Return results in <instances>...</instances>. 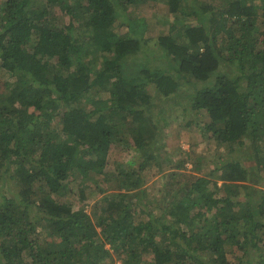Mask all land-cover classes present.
Segmentation results:
<instances>
[{
  "label": "trees",
  "instance_id": "obj_1",
  "mask_svg": "<svg viewBox=\"0 0 264 264\" xmlns=\"http://www.w3.org/2000/svg\"><path fill=\"white\" fill-rule=\"evenodd\" d=\"M50 1H0V264H264V191L256 220L222 189L264 173L262 0ZM147 4L172 16L151 23L153 45L148 22L131 20ZM181 120L196 127L180 133L192 154L195 140L223 153L193 173L186 151L171 160L179 172L144 217L155 149ZM116 149L135 153L132 167L116 162L124 192L72 201ZM248 150L257 172L228 158Z\"/></svg>",
  "mask_w": 264,
  "mask_h": 264
},
{
  "label": "rangeland",
  "instance_id": "obj_2",
  "mask_svg": "<svg viewBox=\"0 0 264 264\" xmlns=\"http://www.w3.org/2000/svg\"><path fill=\"white\" fill-rule=\"evenodd\" d=\"M1 1V0H0ZM56 0H51L50 2H55ZM1 3V2H0ZM152 5H154L153 3H151ZM159 7V6H157ZM258 9L260 10V14L261 12H263L264 9V0H262L259 4H258ZM58 7H56L57 10ZM136 10H133L131 12V20H135V19H141L144 24H146L148 22V25L150 24V26H146V28L143 29L145 36L147 37V39L150 41V45H153V43H155L156 38L158 37L157 31H154L152 29V25L151 23H159V24H163V19L168 20L169 18H171L172 16H170V14L168 13V9L167 8H157L155 10V8L153 6H151L150 4L147 5H141L136 7ZM261 8V9H260ZM63 10H60L57 12L62 13ZM63 14V13H62ZM62 14H59V22H63L66 19V22H69V19L66 17L64 18L62 16ZM264 17V16H262ZM71 22V21H70ZM150 22V23H149ZM257 26H260L261 21L257 20L256 22ZM72 24V23H71ZM264 29V26H260V29ZM166 29V25L165 28ZM119 34L127 32L126 28L119 30H116ZM261 34V33H260ZM223 34H221L219 37H222ZM262 36V35H261ZM260 36V37H261ZM261 39V38H260ZM107 94H103V98L102 99H106ZM176 113V108L175 107H171L167 109V113L165 114L164 118L168 119V120H173L174 114ZM178 114V113H177ZM177 114L175 115L174 120L172 121L173 124H176V117ZM178 116H185V114H178ZM192 118V117H191ZM196 120V118H195ZM209 118L206 114H204L202 117L199 118L198 123L200 124V126L204 125V128L207 129L208 128V122ZM181 127L179 126H175L173 125V128L171 130H166L165 131V140H163L162 146L161 148L155 149L156 151V156L159 158V162H160V167L158 168L159 171H153L151 173H149L148 175L151 177H154L153 179L147 177L146 181L144 183V189H146V191H148V195H147V199L146 202H143V199L141 198V201L137 202V205L139 206V208L135 209L140 211V213H144V217H145V213L147 212V210L149 209L150 203L154 200V198L157 199V201L161 200V194L164 192L161 191L163 190V188L165 189L166 182L169 179V177L167 176V174L169 173H173V172H179L177 171V169L175 168H171L173 163L171 162V160L175 159V160H179V161H183L186 159V156H184V151L187 152V155L190 156V159L185 165H186V169H183L181 171H186L187 173L192 172L193 170V166L194 163H201L202 167L206 169V167H210L208 166L210 163H214L215 161H217V159L220 157L221 153H223L221 150L220 153H217L215 155V159L214 157H212V159L208 158V151L207 150V144L204 141L201 140H195V143L198 144V151L192 154L190 147L191 144L190 142L186 141L184 139V137H181L180 133H181V128L185 129V130H190V132L192 133L191 135H196L193 134L194 133V129L196 130L195 126L192 127H188L187 122H183L182 120L178 123ZM163 127V125L161 126ZM178 128H180V130H178ZM203 128V129H204ZM196 133V131H195ZM180 135V136H179ZM209 135H213V131L209 132ZM188 136V135H186ZM197 137V135H196ZM178 138V139H177ZM209 141V140H208ZM181 147L180 149H178V147ZM229 147V146H228ZM119 149V148H118ZM118 149L114 150V151H118ZM121 152V151H118ZM191 152V153H190ZM250 152V150L243 152V153H238V154H231L230 157L232 160H236L239 161L244 167L249 166V167H253L254 168V172H257V168H256V163H250L248 162V160L243 157L241 158L242 155H244V153L248 154ZM213 154V153H212ZM227 155H230L228 153H226ZM170 155V158H168V156ZM204 155V156H203ZM223 156H226L225 154H222ZM135 153L134 151H125L124 149H122V152L117 155V153H114V157H116L115 162L113 164L112 160H111V164H109V168L107 169L108 175L104 176V177H97L94 185H85L84 181H81V186L76 183L73 186V192H74V196L71 197L72 201H77L78 198L76 197V194H78V192L81 189H85V194L88 196L87 199V203L93 204L96 203L97 201H99L102 197H104V195L106 196H111V195H117V193L120 192H124L122 187H121V182L123 181L122 178L119 177V175L117 174V172L115 171L117 168V163L119 162V166L120 164L123 163L124 167H132L131 162H133ZM212 161V162H210ZM193 173V172H192ZM194 174H198V172H195ZM199 176H202L203 174H198ZM163 176V177H162ZM216 179V177L214 178ZM258 180V181H257ZM220 185L222 187V182L221 180L219 181ZM240 184L242 183H231L228 188L222 187L224 193H231L232 195L235 196L236 201L239 202L238 205H235V209L237 211V213L241 214L242 216H244L245 218L248 215V212L251 211V213L253 215H255L258 212V207L261 203V196L263 194L264 191V173L260 172L259 173V177L257 179H250L249 180V186H251L250 188H244L242 187ZM88 186V187H87ZM232 189V190H230ZM149 205V206H148ZM148 206V207H147ZM250 208V210H249ZM137 212V211H136ZM210 221L214 220L215 216L213 217ZM145 219V218H143ZM256 220H259V212L256 214L255 216ZM253 264H257V259L254 261Z\"/></svg>",
  "mask_w": 264,
  "mask_h": 264
},
{
  "label": "clouds",
  "instance_id": "obj_3",
  "mask_svg": "<svg viewBox=\"0 0 264 264\" xmlns=\"http://www.w3.org/2000/svg\"><path fill=\"white\" fill-rule=\"evenodd\" d=\"M190 131V130H189ZM165 133V132H164ZM161 143H163V141L161 142ZM161 145V144H160ZM162 146V145H161ZM161 146H160V148H161ZM113 162V161H112ZM109 164H111V162L109 163ZM132 166H134V163L132 164ZM110 169V168H109ZM114 169H116L115 171L117 172V168H114ZM111 172V171H110ZM117 174H118V172H117ZM119 175V174H118Z\"/></svg>",
  "mask_w": 264,
  "mask_h": 264
}]
</instances>
